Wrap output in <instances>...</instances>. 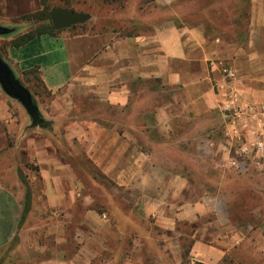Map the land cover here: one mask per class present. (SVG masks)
<instances>
[{
    "label": "crops",
    "instance_id": "0c3cea01",
    "mask_svg": "<svg viewBox=\"0 0 264 264\" xmlns=\"http://www.w3.org/2000/svg\"><path fill=\"white\" fill-rule=\"evenodd\" d=\"M196 1L153 0L157 6H167L169 16L162 21L149 22L150 30L131 35L119 36L113 30L73 33L64 28L56 35L42 34L20 46L8 43L1 46L0 56L30 90L43 125L34 124L22 104L0 88V250L18 235L24 211L22 196L13 188L14 183L8 181L11 174L16 181L14 155L19 153V160L23 161L25 156L32 154L33 148H37L34 126L47 129L55 120L64 119L59 106L70 93L80 99H97L121 110L120 118H112L110 114L108 117L111 118L93 117L91 113L88 118L80 115L62 132L72 155H79L83 147L96 175L106 183L105 192H102L103 186L94 180L103 194L110 196L108 193L120 188L119 202H127L131 194V201L139 210L151 211L168 230L180 219L202 220L208 207L199 199L203 191L188 198L186 193L191 189L187 190V187L198 173L203 180L211 181L214 178L212 171L222 170L217 150L210 145L219 140L221 115L212 87L218 73L209 62L232 56L233 44L241 43L245 36L250 41L251 27L258 25L256 4L264 10V0H200V19L189 14L181 17L173 8L181 3L192 7ZM248 2L250 5L244 10L246 18L242 19L241 4L247 6ZM25 5L17 9L23 12L28 9L24 13L34 11L31 3V7ZM214 10L218 16L213 20L205 12ZM241 19L248 27L244 36L233 31L240 26ZM221 25L229 31L220 29ZM27 28L28 25H24L9 36L0 35V44L9 42ZM34 74L45 90L55 94L52 104L57 111L51 117L42 115L36 101V92L31 88ZM74 104L77 107V103ZM129 108H139L141 111L131 112L138 117L128 118L126 110ZM148 132L155 134L156 140L158 137V140L171 138L189 142L190 151H178L189 156L190 162L152 158L155 154L148 147L150 142H144ZM22 140L23 146L19 150L18 141ZM47 147V157L38 160L44 196L48 203H55L60 208L63 221L71 219L74 226L71 234L62 227L57 239L62 246L71 245L70 250L62 253V264H125L123 257L113 259L125 234L117 225L121 211L106 217L92 205L86 207L83 216L70 218L71 210L81 211V206H76L81 196L80 179L70 173L75 169L71 168L65 155L58 157L52 144ZM54 149L56 151H52ZM7 154L13 156V171ZM223 176L217 179L225 183ZM85 199L88 202L84 201L83 205H91L95 198L88 195ZM176 208L178 213H175ZM85 220L91 223H85L83 228ZM219 223L216 230L207 225L195 229L193 235L196 237L191 246L195 260L217 264L240 247L232 242L233 235L237 234L236 227ZM249 245L244 246L247 247L245 250ZM255 250H264V245H257V249L254 246L249 251Z\"/></svg>",
    "mask_w": 264,
    "mask_h": 264
},
{
    "label": "rangeland",
    "instance_id": "374dc122",
    "mask_svg": "<svg viewBox=\"0 0 264 264\" xmlns=\"http://www.w3.org/2000/svg\"><path fill=\"white\" fill-rule=\"evenodd\" d=\"M34 2H36V5ZM47 2L50 10L62 7L90 16L87 21L74 24L64 30L73 33L79 31L97 33L113 30L119 36L131 35L138 31L150 30L151 25L149 22L156 19L162 21L170 14V9L167 6H157L153 3V0H47ZM196 2V5L192 7L181 3L174 5L173 8L181 17L189 14L200 19V0ZM30 3L31 6L33 5L34 10L42 7L40 0H0V23H3V26L14 28V30L24 25H28V30L34 28V24L20 20V16L26 14L24 12H27L28 9L24 12L17 9L18 6L21 7L25 4H27L25 5L27 7ZM244 4H241L242 19L246 18L247 12H244V10L250 5L249 2L247 6ZM258 5L256 4L258 25L251 27L252 35L250 38L252 40L250 39L248 42L245 36L242 38L244 40L241 43L233 44L234 54L225 57L224 60L236 66L238 70L236 84L243 95L246 98L264 103V26H262V23L264 24V10L259 9L260 6ZM19 12H22V14H18ZM205 13L212 16L213 20L214 16L215 18L218 16L216 10L206 11ZM242 19L239 21L240 26L233 28V31H237L241 36H244L248 31V27L244 25ZM220 29L227 31L228 28L226 29L221 25ZM7 43L6 40L0 44V51L1 46L4 47ZM31 88L36 92V101L42 115L46 118L51 117L52 114L55 115L57 108L52 104L55 94L45 90L40 84L36 83V80L31 82ZM74 103H77V107ZM80 103L81 107H79ZM59 109L64 112L65 117L63 120H55L54 125L47 129L33 127L36 131L34 137L37 148H33L32 154L23 156V161L19 160V153L14 155L17 160L16 181L13 180L11 173L8 181L14 183L13 188L22 196L23 210L27 194L30 197V203L28 210L24 212L16 239L12 245L0 250V264H62V253H66V250L71 249V245L62 246L60 243L58 244L57 239L62 227L66 233H72L74 227L72 220H67L68 216L65 217L68 222L63 221L60 208L55 203H48L44 196L42 176L39 173L40 163L38 160L42 156L47 157V146L51 144L57 149L58 157L61 154L65 155L71 168L75 169L74 173H70L75 174V178L80 179L81 196L78 197L76 206H81V211L74 212V210H71L69 212L70 218L83 216L86 207L92 205L99 213H105L106 217L121 211L122 214L117 225L123 229L125 234L121 238L122 241L119 240L121 241L119 250L116 251L113 259L123 257L125 264H203L195 260L194 252L191 249L194 237H196V235H193L196 232L195 229L207 225L206 227L209 226L216 230L220 224L219 222H221L223 225L236 227L237 234L233 235L232 242L240 247L229 252L224 260L219 261L217 264H264V250L249 251L254 246L257 249V245H264V166L261 169H252L240 175L217 168L216 171H212L214 178L211 181L203 180L198 173L195 180H190L191 186L187 187V190L191 189V191L190 193L188 191L186 196L193 198L195 193L203 191L202 194H199V199L208 207H206L202 220L180 219L176 223H172L174 225L173 229L168 230V227H164L157 221L156 216L150 213L151 211L139 210L137 205L131 201V194L127 202L118 201L120 188H117V191L108 193L110 196L103 194L106 183L101 176L96 175V170L90 164L83 147L79 155H72L66 139L62 136V132L67 130V126L72 121H76L80 115L88 118L89 113H91L92 115H90L93 117L111 118L108 117V114H110L113 115L112 118H120L121 110L111 108L97 99H80L76 95L74 97L73 93L62 99ZM135 110L141 111L139 108ZM135 110L132 108L126 110L129 113L128 118L138 117L131 114ZM158 139L157 137L156 140V135L151 132H148L146 139H144V142L147 143L149 140L152 144L149 143L148 146L150 151L155 154L154 157L151 156L152 158H157L160 161H163L164 158H170L173 162H190L189 156H185L181 151H178L187 152L188 149L190 151L191 144L189 142L186 143L171 138ZM178 141L182 142L179 143ZM23 142L24 140L18 141L17 147L19 150V147L23 146ZM55 149L52 151H56ZM6 157L13 171V156L7 154ZM78 168H81V171ZM218 176L219 178L223 176L226 180L225 183L220 182L221 179H217ZM227 179L229 180L227 181ZM22 180L24 183H22ZM94 180L101 183L103 186L102 192L95 186ZM88 195L95 198L94 203L83 205L84 201L88 202L85 199V196ZM124 195L122 194V196ZM177 209L175 213H178L179 210ZM206 220L209 223H205ZM85 223L89 224L91 222L85 220L82 225L83 228L86 227L84 226ZM229 239L231 241L230 237ZM247 244L250 245L248 250H245L247 247L244 246H247Z\"/></svg>",
    "mask_w": 264,
    "mask_h": 264
},
{
    "label": "built area",
    "instance_id": "2783aa9c",
    "mask_svg": "<svg viewBox=\"0 0 264 264\" xmlns=\"http://www.w3.org/2000/svg\"><path fill=\"white\" fill-rule=\"evenodd\" d=\"M218 73L212 82L221 115L217 150L222 170L245 174L264 166V103L246 98L236 84V66L217 58L209 62Z\"/></svg>",
    "mask_w": 264,
    "mask_h": 264
},
{
    "label": "water",
    "instance_id": "95a60500",
    "mask_svg": "<svg viewBox=\"0 0 264 264\" xmlns=\"http://www.w3.org/2000/svg\"><path fill=\"white\" fill-rule=\"evenodd\" d=\"M50 21L54 29L68 28L74 24L83 23L89 15L56 7L49 12ZM14 28L0 25V35L9 34ZM0 88L8 96L18 100L34 124L43 125V119L37 104L34 102L30 90L16 77L11 66L0 56Z\"/></svg>",
    "mask_w": 264,
    "mask_h": 264
},
{
    "label": "trees",
    "instance_id": "16d2710c",
    "mask_svg": "<svg viewBox=\"0 0 264 264\" xmlns=\"http://www.w3.org/2000/svg\"><path fill=\"white\" fill-rule=\"evenodd\" d=\"M40 5H42L41 8H38L32 12H29V13H26V14L20 16V20L34 24L35 25L34 28L27 30L24 33L18 35L17 37L11 39L8 42V44H10L12 46H20V45L27 43L28 41H30L31 39H33L36 36H39L42 34L56 35L62 30V29L56 30L53 28L52 23L50 21V17H49L50 7H49L47 0H40ZM16 29L17 28H15L14 32L16 31ZM14 32L11 31L9 34L2 35V36H9L10 34H12ZM34 77H35L36 83L43 86L39 77L35 74H34ZM22 183H24L23 180H22ZM29 203H30V197L27 194L25 201H24V211H23L22 219L24 217V212L27 211L29 208ZM21 222H22V220H21ZM16 237L10 242V244L7 247L12 245V243L16 239Z\"/></svg>",
    "mask_w": 264,
    "mask_h": 264
}]
</instances>
